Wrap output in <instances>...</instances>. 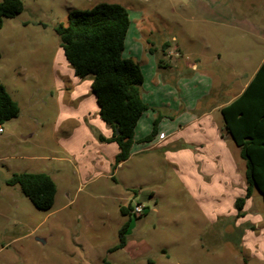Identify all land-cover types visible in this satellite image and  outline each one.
<instances>
[{
  "label": "rangeland",
  "instance_id": "obj_1",
  "mask_svg": "<svg viewBox=\"0 0 264 264\" xmlns=\"http://www.w3.org/2000/svg\"><path fill=\"white\" fill-rule=\"evenodd\" d=\"M21 1L23 11L5 18L0 29V83L19 108L18 116L3 124L0 133V264H102L104 260L109 264H264V234L258 236L259 247H252L250 240L264 230V222L251 229L246 243L243 240L251 222L264 217L256 189L244 216L237 217L234 202L242 186L226 183L222 196L204 195L159 154L154 171L140 169L142 165H133L132 160L117 167L113 177L108 176L109 168L81 170L82 156L92 149L96 134L104 131L95 121L100 120L95 116L92 79L74 75L55 33L72 10L120 4L130 18L124 58L137 62L145 55L152 61L150 66L158 67L160 44L173 45L174 37L182 51L172 59L173 80L190 78L197 61L207 63L209 80L230 95L250 76L264 52V0ZM211 5L216 10H205ZM228 19L241 29L203 21ZM146 42L151 47L147 53ZM207 45L219 59L207 55ZM188 51L201 55L191 57ZM177 60L181 65L175 64ZM150 66H140L146 85L152 79ZM74 86V93L83 96L80 109V101L69 98ZM237 151L233 146L237 174L244 184L245 162ZM23 172L45 173L54 180L57 193L50 210L34 208L18 186L5 184L12 174ZM135 203L145 207V214L131 218L125 247L109 252L128 219L120 208Z\"/></svg>",
  "mask_w": 264,
  "mask_h": 264
},
{
  "label": "trees",
  "instance_id": "obj_2",
  "mask_svg": "<svg viewBox=\"0 0 264 264\" xmlns=\"http://www.w3.org/2000/svg\"><path fill=\"white\" fill-rule=\"evenodd\" d=\"M22 11L21 0H1L0 29L5 18H13ZM129 27V13L116 3H99L89 10H72L67 15L66 24L60 23L55 27L66 63L76 77L92 79L90 89L95 97L98 116L113 131L110 139L99 138L104 142H114L118 147L112 170L129 158L136 125L148 110L141 98L143 75L140 65L132 58L122 56ZM220 112L224 130L245 162V194L234 202L236 216L243 217L244 204L255 189L261 194L264 204V60L244 91ZM18 114L17 103L0 83V127ZM158 119L142 142L155 137ZM5 184L18 186L38 210L48 211L54 204L56 186L45 173L12 174ZM130 210L131 206L120 208L128 219L118 231V244L109 252L125 247L132 218ZM143 214L145 211L133 219ZM102 264L109 262L104 260Z\"/></svg>",
  "mask_w": 264,
  "mask_h": 264
},
{
  "label": "crops",
  "instance_id": "obj_3",
  "mask_svg": "<svg viewBox=\"0 0 264 264\" xmlns=\"http://www.w3.org/2000/svg\"><path fill=\"white\" fill-rule=\"evenodd\" d=\"M215 5L204 8L207 11L214 10L216 8ZM203 21L211 22L215 26H224L227 28L233 27L235 30L241 29L239 23H232L230 19L226 21ZM248 34L252 36V33L248 32ZM171 41L173 42V45L167 41L160 44L161 52L160 54L157 52L158 57L161 59L160 66L158 65L157 67L154 63L150 66V62L152 61L146 59L145 55L140 61H137L140 66L143 64H148V66H150V77L152 78V81L150 80L146 85L143 70L140 67L143 75L141 98L143 102L147 104L148 110L142 114L136 125L134 143L131 147L130 156L125 162L127 163L132 160L133 165L138 167L139 164L142 165V167H139L140 169L147 168L150 170L153 169L152 171H154L155 162L158 158L157 154H159L163 157L164 161L172 167L175 173L184 177L185 181H187L191 187H194V185L192 186L193 183L198 185L200 191H203L204 195L222 196L225 184L227 183L228 185H235V187L242 186L243 188L237 193L238 198L242 197L245 194L246 183L242 184V177L240 174H237V162L233 156L234 153L232 152L233 146L235 148L237 147L224 130L220 110L236 99L244 91L263 62L264 52L259 55L258 61L250 76H248L243 82L235 85V91L230 95H224L225 92L222 93L220 90L223 86L215 87L213 85L214 81L212 79L209 80L207 77V73L205 72L207 63L203 64L197 61V64L195 65L196 69H190V71H192L189 72L192 73L189 75L190 78L180 80L179 82L173 80V75L171 76L170 74L173 63L172 59L177 58L181 54L182 49L180 45L176 46V38L173 37ZM220 46L222 45L220 44ZM143 49L146 53L150 52V44L146 42ZM204 50L207 55L208 53H211L212 57L216 56L217 59L220 58L218 52L210 45L204 47ZM187 54L191 57L196 55L194 57L197 58L201 55L200 52L197 51L192 53L188 51ZM175 64L181 65L178 60L175 61ZM227 68L232 70V65L229 64ZM211 81L212 84L210 85L212 88L209 86ZM188 82H190V84L186 85ZM192 82L193 85H191ZM176 88H178V90H176ZM199 88H204V90L200 92ZM76 89L75 86L72 88L73 91L70 92L69 98L71 100L74 98L76 100L77 98L78 101H80L79 104L77 103V107L80 109L83 102L81 97L83 96L75 94L74 91ZM193 89L194 91L192 92ZM69 91H71V89H69ZM200 93L201 95H199ZM92 100L94 102L95 97H93ZM149 110H152L153 113H146ZM157 114L159 118V114H161L162 119L159 120V125L156 127L155 137L149 142H142V139L150 134L152 130L151 124H153ZM95 116L99 118L97 107ZM82 117H86V115L82 114ZM99 120L102 123L96 119V124L104 131V133L99 132L96 134V140H94L92 149L89 150L84 157L82 156L80 166L84 165L81 166L83 172L98 167L104 169L109 168L108 176L113 177L115 169L119 166H123L124 162L112 170V164L115 155L118 153V147L114 142H104L99 139L100 137L110 139L113 136L112 129L109 128L100 118ZM164 128H167L168 130H163ZM237 150V155L239 156V149L237 148ZM86 156L87 161H85ZM78 173L80 174L79 170ZM152 197L153 192L149 194V199ZM250 199L251 197L246 200L243 212H245L246 209L248 210ZM263 222L264 217L261 215L257 220L251 222L254 227L252 225V228L245 232L243 236L245 243L247 240L246 238L250 237L249 233H253L251 229H259L257 224H262ZM263 234L264 230L259 232L258 235L250 237L252 247L255 245H257V247L260 246L261 238L258 236Z\"/></svg>",
  "mask_w": 264,
  "mask_h": 264
},
{
  "label": "built area",
  "instance_id": "obj_4",
  "mask_svg": "<svg viewBox=\"0 0 264 264\" xmlns=\"http://www.w3.org/2000/svg\"><path fill=\"white\" fill-rule=\"evenodd\" d=\"M0 133H2V128L0 127ZM145 210V207L139 203H135L134 206L131 207L130 216L134 217L139 214H142Z\"/></svg>",
  "mask_w": 264,
  "mask_h": 264
},
{
  "label": "water",
  "instance_id": "obj_5",
  "mask_svg": "<svg viewBox=\"0 0 264 264\" xmlns=\"http://www.w3.org/2000/svg\"><path fill=\"white\" fill-rule=\"evenodd\" d=\"M117 133H118V132L115 131V134H117ZM36 240L39 241V242H43L42 239H38V238H37Z\"/></svg>",
  "mask_w": 264,
  "mask_h": 264
}]
</instances>
